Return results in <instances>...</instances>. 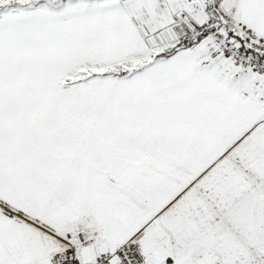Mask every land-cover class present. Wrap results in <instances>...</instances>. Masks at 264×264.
<instances>
[{
	"label": "snow or ice",
	"instance_id": "1",
	"mask_svg": "<svg viewBox=\"0 0 264 264\" xmlns=\"http://www.w3.org/2000/svg\"><path fill=\"white\" fill-rule=\"evenodd\" d=\"M0 264H264V0H0Z\"/></svg>",
	"mask_w": 264,
	"mask_h": 264
}]
</instances>
